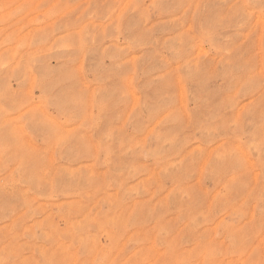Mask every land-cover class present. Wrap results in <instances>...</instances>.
<instances>
[{"label":"rangeland","instance_id":"rangeland-1","mask_svg":"<svg viewBox=\"0 0 264 264\" xmlns=\"http://www.w3.org/2000/svg\"><path fill=\"white\" fill-rule=\"evenodd\" d=\"M0 264H264V0H0Z\"/></svg>","mask_w":264,"mask_h":264}]
</instances>
